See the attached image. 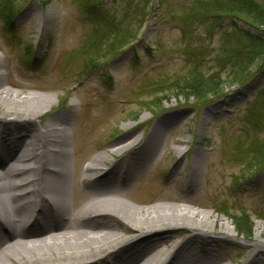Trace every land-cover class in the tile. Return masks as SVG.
Listing matches in <instances>:
<instances>
[{"label":"rangeland","instance_id":"374dc122","mask_svg":"<svg viewBox=\"0 0 264 264\" xmlns=\"http://www.w3.org/2000/svg\"><path fill=\"white\" fill-rule=\"evenodd\" d=\"M4 2L0 0V76L6 81L4 86L12 92L51 99L40 109V118L32 120L33 125L40 130L48 121L65 117L71 137L69 159L81 163L78 173L93 157L106 155L104 168L119 164L117 177L124 181L122 167L129 156L142 147L154 126L163 129L162 124L172 122L163 141L168 150L129 181L126 197L108 199L133 211L183 204L196 212L212 213L216 219L209 220H216L217 226L212 233L208 227L195 229L205 233L177 229L167 241L152 236L144 251L145 258H152L149 262L162 264L177 245L189 240L201 248L209 244L221 264H242L258 252L264 258V247L259 243L264 236L257 237L264 229V169L253 166L264 148V100L260 98L264 93V61L250 68L251 77L245 75L240 80L242 76L229 75L235 45H248L237 31L257 33L264 27L251 29L226 15L218 21L183 23L193 0H150L148 7L145 0H103L104 12L114 18L127 14L134 25L141 20L142 8L148 12L134 42L117 51L119 42L101 39L95 44L93 29L74 0H13L8 15L11 27L6 26L5 10L1 12ZM194 72L206 80L217 75L216 98L208 94L197 99L190 92L183 95L179 91L162 94V82L188 78ZM162 97L167 98L161 105H152L153 99ZM207 99L211 103L206 105L203 101ZM23 121L18 117L17 124L1 130L18 137L25 131ZM125 127L130 130L123 131ZM125 136H136L138 141L123 157L111 158L108 152ZM80 178L81 174L75 180L77 208L86 204L89 189ZM167 191L170 196L163 197ZM221 204H226L228 211H223ZM239 212L248 215L252 224L248 243L237 236L226 215ZM221 219L231 233L220 231ZM100 221L120 236L105 245L104 251L126 243L137 233L159 230L153 225L135 233L123 221ZM103 250L78 256L72 262L93 258Z\"/></svg>","mask_w":264,"mask_h":264},{"label":"bare ground","instance_id":"6f19581e","mask_svg":"<svg viewBox=\"0 0 264 264\" xmlns=\"http://www.w3.org/2000/svg\"><path fill=\"white\" fill-rule=\"evenodd\" d=\"M4 82L0 76V264L31 261L130 264L134 259H139L136 264H154L149 262L152 258H145L147 254L144 253L152 236H157V241H167L168 235L177 229L190 228L191 232L205 233L195 229L208 227L211 233L215 231L217 221L209 219L216 217L210 212H196L183 204L133 211L118 201L108 199L111 196L126 197L129 181L161 152L168 150L163 141L173 126L172 122L162 124L163 129L154 126L142 147L128 155L122 167L124 181L120 175L117 177L119 164L104 168L106 155L93 157L85 166L82 163V170L78 173L81 163L69 159L68 141L71 137L67 133L65 117L48 121L40 130L33 125L32 120L40 118V109L48 105L51 99L12 92L5 88ZM4 116L10 118L9 121H5ZM18 117L24 118L23 134L13 137L1 130L2 126L17 124ZM127 130L130 127L123 129ZM137 141L136 136H125L108 155L114 159L123 157ZM77 173L78 176L81 174L82 184H89L85 192L87 202L78 208ZM162 196L168 197L170 192L162 193ZM102 218L123 221L135 233L145 226L155 225L159 230H152L148 234L137 233L126 243L104 251L105 245L118 241L120 236L110 232L112 228L100 221ZM220 222V231L232 232L223 219ZM68 227L70 229L67 230ZM255 231L257 233V228ZM19 232L22 233L17 234ZM261 235L264 236V229L257 233V237ZM259 243L264 247V237ZM48 248L50 250L47 251ZM100 249L104 252L97 253L93 258L72 262L78 256L96 253ZM213 252L209 244L201 248L189 240L177 245L162 264H221ZM260 254L250 255L242 264H261L264 258L259 257Z\"/></svg>","mask_w":264,"mask_h":264},{"label":"trees","instance_id":"16d2710c","mask_svg":"<svg viewBox=\"0 0 264 264\" xmlns=\"http://www.w3.org/2000/svg\"><path fill=\"white\" fill-rule=\"evenodd\" d=\"M161 2V0H158ZM103 0H74L79 13L83 17L84 21L89 23L93 29V36L98 42L101 39H106L111 43L119 42V50H122L127 45L134 42L139 31L143 28L148 12L142 8V17L136 25L129 21L127 14L121 17H115L107 14L103 11L101 3ZM145 5L148 7L150 0H145ZM13 0H5L1 5V12L7 14L4 19L6 26L11 27ZM193 6L188 8L187 15L183 18V23L196 24L206 19H212L218 21L219 18L226 15L234 20H237L251 29H259L264 27V0H193L191 3ZM196 9L199 11L197 12ZM132 12H135L133 10ZM185 28V27H184ZM10 28H8L9 30ZM242 41L245 39L248 43L247 46H242L237 42L235 48L231 53L232 63L229 64L231 68L232 77L247 78L251 77L249 72L250 68L257 64L258 61H264V31L263 33H256L253 30L237 31ZM182 35L185 36V30L182 31ZM91 44V42H89ZM87 50V49H84ZM89 62V61H88ZM262 63V62H261ZM92 68V66L90 67ZM88 71V70H87ZM253 72V71H252ZM196 73V74H195ZM217 75L204 79L200 76L199 72H194L190 77L181 80L164 81L161 83L165 88L162 94L180 92L183 95L190 92L197 99L204 98L210 94L212 98H216L217 89L216 81ZM221 91V90H219ZM261 93V91L259 92ZM190 94V95H191ZM167 97L157 98L152 100V105L155 107L161 105V100ZM264 100V93L260 97ZM203 103L210 104L211 100H204ZM150 103H147L149 105ZM201 144V143H199ZM205 146V144H204ZM261 148V147H260ZM259 158L255 160L254 167L264 169V148L258 152ZM223 211H228L226 204H221ZM226 215L231 219L233 228L238 237L249 242V237L252 235V224L244 212H239L238 215Z\"/></svg>","mask_w":264,"mask_h":264}]
</instances>
